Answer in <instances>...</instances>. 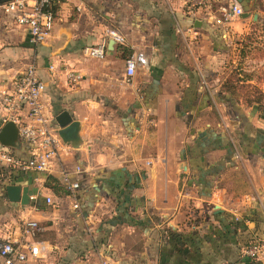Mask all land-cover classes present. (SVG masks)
I'll use <instances>...</instances> for the list:
<instances>
[{
  "label": "crops",
  "instance_id": "0c3cea01",
  "mask_svg": "<svg viewBox=\"0 0 264 264\" xmlns=\"http://www.w3.org/2000/svg\"><path fill=\"white\" fill-rule=\"evenodd\" d=\"M222 2L242 14L218 23L180 0H64L40 44L0 12V128L14 121L5 94L33 63L57 136L47 170L13 169L0 186V237L40 247L23 264H264L241 254L264 236V0ZM109 30L145 56L132 77ZM101 42L102 59L84 54ZM239 60L249 76L228 81ZM61 111L79 124L75 147L58 135ZM1 148L30 155L20 139ZM70 181L79 209L54 189ZM8 184L27 186L29 204L9 200ZM26 220L40 226L32 237Z\"/></svg>",
  "mask_w": 264,
  "mask_h": 264
},
{
  "label": "built area",
  "instance_id": "2783aa9c",
  "mask_svg": "<svg viewBox=\"0 0 264 264\" xmlns=\"http://www.w3.org/2000/svg\"><path fill=\"white\" fill-rule=\"evenodd\" d=\"M64 0H7L0 2V12L10 14L16 24L23 27L33 44L42 43L50 35L55 21V5ZM183 11L188 15H194L196 11H215L216 21L223 23L232 17H238L243 9L238 3L224 4L223 0H180ZM119 44H125L123 36L109 30ZM88 57L102 59L106 54V43L88 45L83 48ZM142 52L132 51V54L124 60V73L132 77L136 68L145 63ZM71 80H76L72 73L68 74ZM44 83L38 77L33 63L27 65L12 81V91L6 93L4 106L18 128V136L30 146L28 159H20L9 150L0 149V186L10 181V173L13 169H36L45 171L50 167V159L54 155L57 144L56 130L43 113L41 96L44 91ZM69 191L72 207L79 209L78 181H70ZM46 202L53 203L51 197H46ZM23 234L34 236L40 230L37 221L26 220L23 222ZM28 238L0 237L1 264H23L30 256L38 255L40 247L37 242ZM264 253V236L254 238L244 245L241 254L249 259H256Z\"/></svg>",
  "mask_w": 264,
  "mask_h": 264
},
{
  "label": "water",
  "instance_id": "95a60500",
  "mask_svg": "<svg viewBox=\"0 0 264 264\" xmlns=\"http://www.w3.org/2000/svg\"><path fill=\"white\" fill-rule=\"evenodd\" d=\"M7 0H0L4 2ZM242 14V13H241ZM247 14V13H245ZM200 21L194 22L195 27L200 26ZM114 43V39L109 40L108 48ZM55 120L59 126L58 135L64 142H69L73 147L77 146L79 142L78 129L79 124L77 121H71V117L66 111H61V113L55 116ZM18 128L14 121H6L0 128V144L6 147H15L18 143ZM9 200L19 201L21 204H29L30 199L28 195L27 186H19L16 184H8L5 187Z\"/></svg>",
  "mask_w": 264,
  "mask_h": 264
},
{
  "label": "trees",
  "instance_id": "16d2710c",
  "mask_svg": "<svg viewBox=\"0 0 264 264\" xmlns=\"http://www.w3.org/2000/svg\"><path fill=\"white\" fill-rule=\"evenodd\" d=\"M57 6L58 5H55L54 6V9H56L57 8ZM247 36L244 38V40L242 39V50H243V48H244V50H247V41H249V39L247 40ZM118 48L122 51V54H123V56H124V58H127V57H129L131 54H132V49L129 47V46H127V45H125V44H120L119 46H118ZM236 74H239L240 76L239 77H237L235 80H238V79H241V78H245V77H247V72L243 69V66H242V61L241 60H239V62H238V66L237 67H235L232 71H231V75H230V77H229V79H228V81H230L231 80V77L233 76V75H236ZM249 76V75H248ZM226 88L229 90V91H236V90H241V86L240 85H235L234 83H232V82H230V83H228L227 85H226ZM12 153V152H11ZM13 154V153H12ZM14 155V154H13ZM17 157V156H16ZM47 181H49V183L50 182H52L53 184L55 183L56 184V182H55V180L51 177V176H48L47 177ZM56 185H54L53 187H55ZM56 191H58V190H62V191H65L66 192V194H68V193H70V191H68L66 188H63L62 186H56V188H54ZM78 201H79V196H78ZM80 202V204H81V201H79ZM36 206H38V205H36ZM250 240H252V239H250ZM249 242V241H248ZM248 242H246V243H244L243 244V246L244 245H246ZM242 246V247H243Z\"/></svg>",
  "mask_w": 264,
  "mask_h": 264
}]
</instances>
